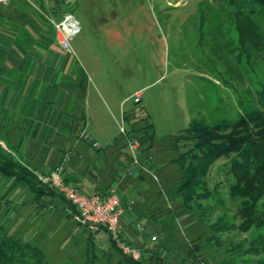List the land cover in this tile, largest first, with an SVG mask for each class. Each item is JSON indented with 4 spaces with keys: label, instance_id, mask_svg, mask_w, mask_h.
Masks as SVG:
<instances>
[{
    "label": "rangeland",
    "instance_id": "1",
    "mask_svg": "<svg viewBox=\"0 0 264 264\" xmlns=\"http://www.w3.org/2000/svg\"><path fill=\"white\" fill-rule=\"evenodd\" d=\"M68 2L61 5L58 0H30L17 4L14 9L29 17L27 28L11 27L8 22L0 21V44L9 45V51L0 55V59L9 60L6 67L0 65V75L13 77L17 82L12 85L27 80L29 87L36 91L42 86L43 99L29 103L42 102L45 110H52L60 101L62 110H66L68 117L76 118V124L85 123V118L75 116L70 110H85L90 137L102 145L112 141L122 143L121 111L130 108L138 110L140 117L148 120L155 136L151 144L153 175L142 172V177L137 175L129 180L125 166L122 165L124 171H120L122 160H128L124 158V148L111 156L112 150H106L105 156L96 161L97 165L89 167V172H82L86 169L83 163L77 169L82 176L84 174L89 186L82 184V191L102 196L105 189L95 191L94 184L104 183L108 188L114 176L119 178V182L111 186L118 185L124 211L119 241L138 250L137 260L145 258L149 264H221L231 260H236L235 264H255L253 258L242 263L227 250L235 243L250 241L259 230L224 232L220 248H211L208 242L209 226L223 213L228 222L241 223L236 213L240 199L229 196V182L222 169L228 159L214 164L207 177L211 190L218 185L225 209L211 200L205 202L213 211L205 223L198 222V210L192 217L190 210L178 200L176 188L181 174L170 163L177 157L171 147L172 137L188 128L192 120L202 119L209 127L223 124V131L227 133L241 115L264 113L260 98L264 88V63L256 57L246 64L245 57H241L237 33L231 23L232 10L220 0L210 3L205 0ZM69 6L81 31L70 42V52L65 53L53 32L50 23L53 17L49 11L61 7L67 10ZM41 45L46 47L42 49ZM49 46L51 49H46ZM71 58L81 72L76 79L77 91L56 99L52 92L66 91L67 84L58 86L54 78L58 71L62 76L74 75L76 67L69 68ZM138 93L142 100L136 105L133 98ZM83 94L84 100L80 98ZM75 138L91 142L90 138L85 139L83 129H73L60 148L63 152H56L54 171L63 168L67 175L76 166V158L71 161L73 151L77 150L71 146ZM0 146L9 152L5 146ZM94 161L91 162L95 164ZM167 163L171 165L167 167ZM28 168L34 175L39 172ZM31 198L28 193L21 199L10 196L13 208L1 212V221L41 246L49 264H88L91 252L96 257L93 264L117 261L108 232L102 230L100 238L96 239L95 234L74 222L75 213L59 199H44V207L32 206ZM89 232L96 240L94 248ZM195 247H199V251H195Z\"/></svg>",
    "mask_w": 264,
    "mask_h": 264
},
{
    "label": "trees",
    "instance_id": "2",
    "mask_svg": "<svg viewBox=\"0 0 264 264\" xmlns=\"http://www.w3.org/2000/svg\"><path fill=\"white\" fill-rule=\"evenodd\" d=\"M212 1L214 0H205L208 3ZM220 1H223L232 10L231 23L237 33L241 57H245L246 64L252 62L256 57H260L264 63V0ZM58 2L61 5L69 4L68 0H58ZM19 3L21 2L18 0H12L6 4L7 7L0 6V21L8 22L11 27H26L29 17L25 12L14 9ZM72 12L73 8L69 6L67 10L62 7L53 8L49 11V14L59 21L63 15L72 14ZM22 33L23 35L27 34L25 31ZM80 98L84 100L85 95L83 94ZM260 98L262 104H264V88L260 92ZM125 119L130 128L128 134L138 139L143 147L141 158L147 160L150 156L152 157L151 144L155 141V136L150 131L151 125L148 120L141 118L137 111L126 114ZM83 124L85 125V123ZM223 128V124L209 127L204 120L194 119L188 128L172 137L173 145L171 147L177 153V157L172 159L170 163L174 164L176 170L181 174L176 188V196L185 209L190 210L192 217H194V212H200L197 220L201 223H205L206 219L213 213L212 209L204 204L205 202L211 200L216 203V206L225 209L224 199L217 189L218 185L211 190L208 186L207 177L214 164L223 158H227L228 162L222 169H224L226 180L229 182V196L231 199H240L236 213L239 215L241 223L237 225L234 222H228L227 215L223 213L217 218L215 223L209 226L211 237L208 242L211 248H220L222 246L220 237L224 232L237 229L243 232L253 229L259 230V234L256 237L248 242L235 243L227 252L234 256L235 259L240 258L242 263H247L250 258H253L255 264H264V113L251 112L241 115L238 122L227 133L223 131ZM122 140V143L117 142V144L105 148V151L109 152L108 150H112L109 153L111 156L124 148L123 155L127 159L128 156L124 152L126 142L123 137ZM74 141H77L76 138ZM80 145H85L86 149H90L94 153L101 151L100 148H93L92 142L80 140ZM79 148L73 151L76 155H72L71 161L81 155ZM123 163L124 159L120 163V168L122 169ZM170 163H167V167L171 165ZM153 167L151 166L152 170H154ZM0 175L13 183L5 197H8V194L10 195L11 191H14L22 181L28 193L32 195V200L29 202L32 206H44V199L52 201L59 199L66 205L67 209L76 213L75 207L69 201L57 191L42 185L28 166L19 162L1 146ZM67 175L69 176V174ZM67 175L64 173V180L67 183H73L74 181ZM118 180L119 178L114 176L110 187H105L104 183L94 184L93 189L99 192L105 189V193L102 196L107 195L113 183H118ZM88 182L94 183L93 181ZM75 187L82 192L80 185L76 184ZM1 212L0 206V264H49L46 252L41 246L31 242L28 237L20 236L14 227L10 229V227L2 223ZM68 217L71 218L70 215ZM88 234L94 248L96 240L91 232ZM107 236L111 249L118 256L114 264H149L145 258L134 260L132 257L126 256L117 247L112 236L109 233ZM194 249L199 251V247ZM91 254L92 258L88 259V264L89 262L93 264L96 260L93 252ZM85 255H88V253L86 252ZM193 259L196 260L194 257ZM235 263L236 260H231V262L223 261L221 264Z\"/></svg>",
    "mask_w": 264,
    "mask_h": 264
},
{
    "label": "crops",
    "instance_id": "3",
    "mask_svg": "<svg viewBox=\"0 0 264 264\" xmlns=\"http://www.w3.org/2000/svg\"><path fill=\"white\" fill-rule=\"evenodd\" d=\"M18 1L23 3L26 0ZM41 47L43 49V47L45 48L46 46L41 45ZM8 48V44H0V55L4 56L2 52H8ZM46 49L51 48L49 46ZM8 62L9 60L7 59H0V65H4V67L9 65ZM68 62L70 65L69 68L76 67L75 72L73 76H62L60 71L57 72V75L54 78V83L58 86L60 85L59 83H66L67 87L66 91L63 89H57V91L52 92V94H55L56 99H60L64 95H74L77 91L75 90L77 87L76 79L80 77L81 72L72 58L71 60L68 59ZM70 72L71 71H69V73ZM13 79V77L4 74L0 75V145L2 144L5 146L14 158L22 164L28 165L39 172L44 171L43 173H49L56 169V152H61L60 148L64 146L66 144L65 141H68L67 139L70 138L71 131L76 128H79V130L83 129L86 134V139L90 138L92 144L98 143L101 151L99 153H94L92 150L86 149L85 145H80V141H73L71 146L74 148L80 147L81 155L76 159L77 164L70 171L68 177L77 185L81 186L83 184L85 187H89L84 174L89 172V167L95 165L97 160L105 156V148L117 144V141L102 145L97 139L91 138L87 126L88 120L85 110H70L71 112H74L75 116L82 115L85 118L84 125L80 123L76 124V122L74 123V119L76 118L68 117L66 115V110H62V104L60 101L56 103L59 104V106L55 109L52 107V110H45L42 102H40V104L36 102V106L33 103H29V101L32 100L43 99L44 92L41 90L42 86L40 87L41 89H39V92L36 91V89L34 90L32 87H29V82H27V80H22L18 81L19 85H17V87L16 85L11 84L17 82ZM28 88L30 89L29 92ZM15 92L16 95L14 94ZM136 111L138 110H134L133 108L121 111L120 122L124 121L125 125H128L125 115ZM127 129L129 130L130 128L128 127ZM124 152L127 153L126 149ZM73 155H76V153ZM92 160H95V164L91 162ZM82 163L85 165L84 168H86L82 170V172H84L83 176L81 175L82 172L80 173V171L77 170L80 169ZM122 170L123 169L120 168V171ZM12 185L13 183L10 180H6L0 175V206L4 208H1L2 213L3 211L6 212V210L10 209V207L12 208L14 205V202L9 199L10 196L20 199L27 196L28 191L24 186V183L21 181L18 187H16L14 191L12 190L10 195L8 194V197H5V194L7 192L9 193V189ZM1 191H3L4 194L1 195ZM85 193L89 194L87 191H85L84 194Z\"/></svg>",
    "mask_w": 264,
    "mask_h": 264
},
{
    "label": "built area",
    "instance_id": "4",
    "mask_svg": "<svg viewBox=\"0 0 264 264\" xmlns=\"http://www.w3.org/2000/svg\"><path fill=\"white\" fill-rule=\"evenodd\" d=\"M12 0H0V4H8ZM29 1L30 0H26ZM50 23L54 29L57 41L61 50L69 53L71 50L70 42L74 37L80 33V25L74 18L73 14L67 13L63 15L61 20L51 18ZM141 94H136L133 98L134 104L141 103ZM120 133L126 142V152L128 160L124 162L125 176L133 178L140 174V172H147L153 175L152 157L147 160L142 159V145L138 139L129 135V131L123 122H120ZM93 148H99L98 143L93 144ZM35 176L39 182L47 186L59 194H61L67 201L75 207L76 213L73 215V220L76 224L88 229L96 235L99 239V233L104 230L108 232L118 248L134 260L139 258L137 249L119 241L118 232L121 228L122 217L124 214L122 208V200L117 192L118 185L112 187L107 195L84 194L76 189L72 183H67L64 180L63 168L56 171L43 173L37 172ZM120 242L122 244H120Z\"/></svg>",
    "mask_w": 264,
    "mask_h": 264
}]
</instances>
